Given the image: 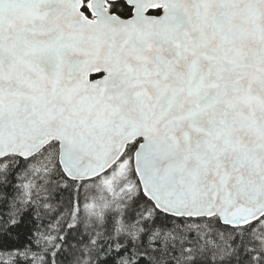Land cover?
<instances>
[{
    "label": "snow or ice",
    "instance_id": "snow-or-ice-1",
    "mask_svg": "<svg viewBox=\"0 0 264 264\" xmlns=\"http://www.w3.org/2000/svg\"><path fill=\"white\" fill-rule=\"evenodd\" d=\"M0 264H264V0H0Z\"/></svg>",
    "mask_w": 264,
    "mask_h": 264
},
{
    "label": "trees",
    "instance_id": "trees-1",
    "mask_svg": "<svg viewBox=\"0 0 264 264\" xmlns=\"http://www.w3.org/2000/svg\"><path fill=\"white\" fill-rule=\"evenodd\" d=\"M97 203H102L101 201H97Z\"/></svg>",
    "mask_w": 264,
    "mask_h": 264
}]
</instances>
